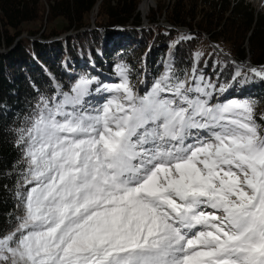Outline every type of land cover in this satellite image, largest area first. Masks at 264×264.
<instances>
[{
	"label": "snow or ice",
	"instance_id": "6c2138e0",
	"mask_svg": "<svg viewBox=\"0 0 264 264\" xmlns=\"http://www.w3.org/2000/svg\"><path fill=\"white\" fill-rule=\"evenodd\" d=\"M201 56L143 94L118 64L39 96L0 264H264V132L253 101L212 102Z\"/></svg>",
	"mask_w": 264,
	"mask_h": 264
},
{
	"label": "trees",
	"instance_id": "16d2710c",
	"mask_svg": "<svg viewBox=\"0 0 264 264\" xmlns=\"http://www.w3.org/2000/svg\"><path fill=\"white\" fill-rule=\"evenodd\" d=\"M97 1L0 0V233L10 230L13 214H20L17 129L26 126L40 95H56L57 84L67 92L80 76L100 81L103 71L115 75L118 64L129 68L130 79L139 78L146 66L156 76L164 61L183 78L199 52L200 72L226 89L220 100L253 101L256 123L264 127V78L209 43L238 60L248 54L253 64H263L264 10L255 13L244 0H173L165 14L159 5L138 28L140 0H101L91 27ZM161 16L173 26L158 23ZM238 69L247 75L234 79Z\"/></svg>",
	"mask_w": 264,
	"mask_h": 264
},
{
	"label": "rangeland",
	"instance_id": "374dc122",
	"mask_svg": "<svg viewBox=\"0 0 264 264\" xmlns=\"http://www.w3.org/2000/svg\"><path fill=\"white\" fill-rule=\"evenodd\" d=\"M143 0H140V4H141V2H142ZM235 1V0H234ZM244 1H246V2H248V3H250V5L255 9V10H258V11H263L264 10V6H262V5H259L258 3H255V1L254 0H244ZM46 3V2H45ZM172 3H173V0H153V3H152V5L150 6V8H149V11L147 12V13H150L152 10H155V9H157L158 7H159V5H162V7H163V14H165V12L167 11V9L172 5ZM140 4H138V11H139V13H140V15H141V18L143 17L142 16V14H141V12H140V10H139V8H140ZM97 11H98V8H97ZM96 13L97 12H95L94 11V9H93V11L91 12V14H90V16H89V18H90V21H91V19L94 17H96ZM146 15H148V14H146ZM147 17V16H146ZM160 20H159V22H161V21H163V22H165V20L163 19V16H161L160 18H159ZM147 25V24H146ZM100 54H101V52L100 51H98ZM106 65L107 66H109L108 65V63H106ZM168 68V64L166 63V61H164V63H163V65H162V68L158 71V73H157V75L156 76H154V74H153V72H152V69H151V67H149V66H146L145 68H144V71H143V73L140 75V77L139 78H137V79H130L131 80V83L135 86V88L137 89V90H139V92H140V94H143L145 91H147L148 90V88L151 86V84L156 80V79H158L165 71H166V69ZM75 67H72L71 69H70V71H75ZM99 69L98 68H96V70L95 71H98ZM103 77H102V79L100 80V82H102L103 84H109V83H114V82H117L118 81V77H117V75L115 74V75H111V74H107V73H105L104 71H103ZM57 85H59V84H57ZM56 85V86H57ZM60 86V85H59ZM60 88L63 90V88L60 86ZM64 91V90H63ZM93 95L96 97V99L97 100H99V98L102 96V95H105V94H103V93H97V92H93ZM221 101H225V100H220V95H216V96H214V98H213V100H212V102L213 103H216V102H221ZM101 103L103 102L102 100L100 101ZM261 128V130H262V132H264V127H260Z\"/></svg>",
	"mask_w": 264,
	"mask_h": 264
},
{
	"label": "water",
	"instance_id": "95a60500",
	"mask_svg": "<svg viewBox=\"0 0 264 264\" xmlns=\"http://www.w3.org/2000/svg\"><path fill=\"white\" fill-rule=\"evenodd\" d=\"M100 1H101V0H98V1L96 2L95 6H94V11H95V12H97V8H98V5H99ZM257 12H258V10H255V13H257ZM146 19H147V18H146L145 16L142 17V20H143L144 22L146 21ZM93 20H94V17L91 19V21H93ZM160 23L171 26V24H168V23H163V22H160ZM140 27H142V26H140ZM65 34H67V33H65ZM65 34H64V35H65ZM64 35H62V36H64ZM209 43H210V45H211V46H212V47H213L218 53H220L223 57H225V58H227V59L233 61L234 63H236V64H238V65L246 66V67H248V68H253V67H254V68H257V69H258V68H262V67H264V64H261V65H255V64H253V63L250 61V59H249V57H248V54H247V56H246L243 60H238L237 58H235L234 56H232L230 53L224 51L223 48H222L221 46L217 45L216 42H214V41H210Z\"/></svg>",
	"mask_w": 264,
	"mask_h": 264
},
{
	"label": "bare ground",
	"instance_id": "6f19581e",
	"mask_svg": "<svg viewBox=\"0 0 264 264\" xmlns=\"http://www.w3.org/2000/svg\"><path fill=\"white\" fill-rule=\"evenodd\" d=\"M254 1L255 3H258L259 5L263 4L262 6H264V0H254ZM152 3H153V0H143L141 2L139 10L143 16L145 17L147 16L146 14H148L147 12L149 11V8L152 5Z\"/></svg>",
	"mask_w": 264,
	"mask_h": 264
}]
</instances>
